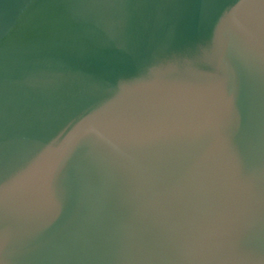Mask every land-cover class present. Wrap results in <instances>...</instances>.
I'll use <instances>...</instances> for the list:
<instances>
[{"label":"water","instance_id":"water-1","mask_svg":"<svg viewBox=\"0 0 264 264\" xmlns=\"http://www.w3.org/2000/svg\"><path fill=\"white\" fill-rule=\"evenodd\" d=\"M0 264H264V0H0Z\"/></svg>","mask_w":264,"mask_h":264}]
</instances>
